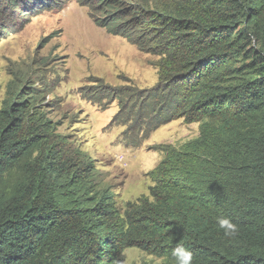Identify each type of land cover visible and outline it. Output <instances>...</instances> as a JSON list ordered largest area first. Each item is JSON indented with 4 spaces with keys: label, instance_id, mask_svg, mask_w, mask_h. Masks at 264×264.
Here are the masks:
<instances>
[{
    "label": "trees",
    "instance_id": "trees-1",
    "mask_svg": "<svg viewBox=\"0 0 264 264\" xmlns=\"http://www.w3.org/2000/svg\"><path fill=\"white\" fill-rule=\"evenodd\" d=\"M5 1L16 8L20 0ZM21 1L30 16L39 13ZM50 1L62 8L67 0ZM87 6L95 25L159 57L152 88L134 94L97 80L81 88L103 106L120 98L110 123L127 125L123 141L139 146L178 118L199 122V134L160 145L148 193L120 210L111 189L99 187L94 160L56 133L42 105L50 89L26 86L3 101L0 264H123L131 247L175 264L177 244L193 264H264V0ZM221 216L237 235H224Z\"/></svg>",
    "mask_w": 264,
    "mask_h": 264
},
{
    "label": "rangeland",
    "instance_id": "rangeland-1",
    "mask_svg": "<svg viewBox=\"0 0 264 264\" xmlns=\"http://www.w3.org/2000/svg\"><path fill=\"white\" fill-rule=\"evenodd\" d=\"M22 3L13 8L0 0V105L16 100L26 86L50 89L42 105L55 122L56 133L94 160L99 187H109L122 210L127 202L148 193L152 182L147 173L164 156L158 147H178L196 138L199 122L178 118L153 130L139 146L127 145L121 134L127 125L110 123L120 98L104 100L103 106L83 95L81 88L94 85L95 80L117 89L130 87L134 94L152 88L158 82L154 63L159 57L95 25L88 0H67L62 8L52 6L50 0H27L39 11L34 16L23 11L29 6ZM121 260L123 264H168L166 258L134 247L125 249Z\"/></svg>",
    "mask_w": 264,
    "mask_h": 264
},
{
    "label": "clouds",
    "instance_id": "clouds-1",
    "mask_svg": "<svg viewBox=\"0 0 264 264\" xmlns=\"http://www.w3.org/2000/svg\"><path fill=\"white\" fill-rule=\"evenodd\" d=\"M217 225L226 237H234L238 233V226L229 217H218ZM171 257L175 264H193V253L183 244H177L172 248Z\"/></svg>",
    "mask_w": 264,
    "mask_h": 264
}]
</instances>
